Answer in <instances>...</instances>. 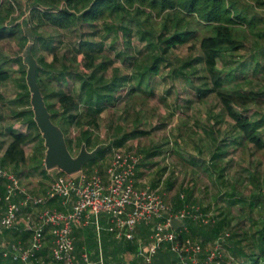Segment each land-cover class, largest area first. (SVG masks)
<instances>
[{
	"label": "trees",
	"instance_id": "obj_1",
	"mask_svg": "<svg viewBox=\"0 0 264 264\" xmlns=\"http://www.w3.org/2000/svg\"><path fill=\"white\" fill-rule=\"evenodd\" d=\"M24 11L28 14L27 25L30 26V33L35 39L30 35L25 38L26 36L21 33L18 19L20 15L24 14ZM45 26L57 30H72L77 26H86L90 31L81 35L74 57L69 59L71 60L70 65H66L73 67L72 77L75 75L78 77V96H84L83 109L80 108L79 99L73 93L54 91L53 85H51L52 80H59L60 77H65V74H68L69 70H61L66 67L63 64L66 63L67 54L57 56L55 53H51L50 61H45L44 54L35 55V43L42 37L39 29ZM96 32L121 33L127 48L132 35H136L140 41L144 42L143 46L148 51V60L144 66L137 68L136 79L138 83L148 80L147 88L150 86V78L157 76L161 64L165 65V62L168 61L167 56L170 51L190 42L187 47L189 54L177 68L171 69L170 76L173 79L181 78L187 68L191 69L190 74L194 73L197 65L195 63L203 59L206 62L207 70L203 82L207 78L205 86L208 87L203 89L200 86H194L192 77L185 81L192 85L193 89L196 88L198 91L196 93L204 94L205 90H214V95L218 99L222 111L232 121L231 128L234 130V135L225 133L221 138H218L216 136L218 131L214 135L213 125L208 123L212 118L207 117L208 129L205 132L206 135L210 134L214 146L209 162L212 169L224 166L222 165L223 160L228 146L231 144H238L243 152L248 146H251L255 152L264 156V114L252 118L243 113V110L251 102L264 103V90L258 92L249 90L245 94H240L237 93L240 89L238 88L239 83L229 89V92L222 88V84L227 78H244L243 72L252 62L253 75L259 68L264 69L257 59V55L264 57V0H0V42L5 39L17 38L18 42H23V48L27 43H31V54L38 64L35 69V80L51 121L54 124L57 123L56 125L63 132L68 151L71 154L70 145L79 149L81 144H84L87 150H92L98 145L100 149L93 159L98 157L99 160L105 154V150L113 149L112 147L121 148L128 140L145 134V131L137 127L139 118L138 115H135L130 119V126L127 129L119 125L120 123L114 125L111 133L113 137L107 147L99 143L96 137L91 138L90 130L98 128L99 113L106 107L116 105L120 92L130 79L129 74H126L120 66L115 65L109 55L103 51L102 43L93 40ZM52 44L53 40L50 39L44 42L43 47L46 50H53ZM196 45L202 54H206V57H202L199 53L194 57L191 56ZM243 49L249 51L245 58L242 55H236ZM217 55H220L223 60L220 68L216 66L218 57L215 56ZM19 59L20 64L19 66L17 64V69L12 68L10 60H4V58L0 60V83L13 78L20 90L12 97V101H16L21 106L20 109H14L12 106V110H7L5 115L14 120L21 119L23 121L21 128H15L14 124L7 128L6 134L9 141L1 164L40 169L43 172L44 147L41 151L31 150L28 155L25 153L26 146L32 144L41 135L33 120L29 100L26 99L29 95L25 82L26 69H22L24 64L22 58L17 60ZM55 61H61L63 67L53 70ZM225 63H233V65L226 68L224 67ZM44 74L46 77L42 76ZM261 80L264 81V77ZM134 88L130 87L131 92L135 90ZM149 89V94H153L152 89ZM2 99L3 94L0 92V101ZM53 100L54 102H51ZM0 107H4V105L0 104ZM213 119L220 120L215 115ZM70 126H74L78 132L73 142L68 139ZM154 154L156 153L153 151L147 152L141 158L138 168L144 164L146 158ZM252 155L251 152L250 156ZM256 162L258 164L255 165L258 166L260 161ZM165 169L166 166L157 173L153 186L160 181ZM221 177L220 170L216 180ZM234 182L235 186L232 191L225 194L231 193L235 197L226 199L227 206L225 208L218 207L206 222L184 218L182 220L183 227L174 230V240L179 245L188 240L199 245L202 250L209 249L218 240L220 255L216 257L213 264H264V166L262 168L255 167L247 177L237 178ZM243 182H246L245 188L249 191L247 197L240 194L239 186ZM175 184L176 179H172L170 175L166 177L165 188L167 190L174 188ZM179 191L173 194L170 201H166L170 203L172 210L184 208L186 204H191L190 211L198 207L196 203H193L195 200L192 197V186L184 189L182 195L178 193ZM2 193L3 186L0 181V195ZM240 203L242 207L257 206L258 216L251 219L241 218L231 225L230 206ZM202 208V214H206L210 210L208 205ZM103 222L105 221L101 219L102 225ZM148 231V226L141 225L138 227L137 235L144 239L147 237ZM10 232L12 231L5 230L3 237L6 238ZM15 232L18 233L17 230ZM103 232L112 237V234L105 229H101L99 232L102 264H107L111 256L119 264L122 252L132 254L135 251L136 246L132 241L110 238L113 241L112 253H110L107 250V242L103 238V234L106 233ZM82 233L85 234L84 242L79 236ZM74 236L76 238L74 240L76 256L83 245L88 258L97 260L98 245L95 229L87 225L85 230L77 232ZM0 249L2 248L0 247ZM77 251L79 252L77 253ZM109 254L110 257L107 256ZM205 255L206 253L202 252L200 256L204 257ZM176 259V254L169 249L168 245L163 244L153 256L152 264H172ZM134 262L132 258L130 264H134ZM5 263L22 264L19 261L2 259L0 255V264ZM78 263L82 264L79 260Z\"/></svg>",
	"mask_w": 264,
	"mask_h": 264
},
{
	"label": "rangeland",
	"instance_id": "obj_2",
	"mask_svg": "<svg viewBox=\"0 0 264 264\" xmlns=\"http://www.w3.org/2000/svg\"><path fill=\"white\" fill-rule=\"evenodd\" d=\"M27 17L28 14L24 11V14L20 15L18 19L21 33L26 36L25 38H27V35L34 38L30 33V26L27 25ZM88 32L90 31L86 26H77L72 30H57L48 26L42 27L39 29V33L42 37L35 43V55L40 56L44 54L45 61H50L52 57L51 53H55L57 56L67 54L66 63L63 65L64 67L66 65L69 66L71 61L69 59L74 57L73 55L76 52L81 35H85V33ZM50 39L53 40L52 45L54 49L46 50L43 47L44 42ZM93 40L102 43L103 51L109 55L115 65L120 66L126 74H129L131 80L129 79L124 89L120 92L119 101L116 105L114 107H106L99 113L98 128L90 130L92 132L91 138L93 139L96 137L99 143L107 147L113 137L111 133L113 132L114 125L120 123L119 125L127 129L130 126V119L138 115L139 124L137 127L144 130L145 134L137 135L128 140L120 149L135 151L142 155V157L145 156L147 152L151 151L156 154L146 158L144 164L140 165L138 168L140 172H138L137 176L139 179L137 186L143 187L148 185L152 188H157L158 192L162 194L166 201H170V198L175 192L180 190L178 193L182 195L184 189L192 186V197L195 200L193 203H196L198 206L192 210L197 215L202 214V207L208 205L210 210L204 216L206 219L211 217L213 211H216L218 207L225 208L227 206L226 199L235 197V195L233 196L231 193H225L232 191L235 186L234 181H236L237 178L242 179L247 177L248 174L254 171L255 167L262 168L264 166V156L259 152H255L251 146H248L243 152L238 144H231L228 146V151L223 160L222 165L224 166L212 169L213 167L209 162L211 161L210 157L214 146L212 144V138L209 136L210 134L206 135L205 132L208 129V123L213 125L212 130L214 131V135L215 132L218 131L216 132L218 138H221L225 133L234 135V130L231 128L232 121L222 111L221 105L214 95V90H205L203 91L204 94H202V92L201 94L196 93L198 92L196 88L193 89V86L185 81L192 77L194 86H200L203 89L208 87L205 86L208 81L207 78L206 81L203 82V79H205L207 75L206 62L202 59V61L195 63L197 65L194 73L190 74L191 69L189 70V68H187L184 70V78L173 79L170 76V71L173 68H177L189 54L187 47L190 42L177 46L170 51V54L167 56L168 61L165 62V65L164 63L161 64L159 74L150 78V86L147 88L146 83L148 80H143L138 83L136 79L137 68L144 66L148 60V51L144 48L143 41H140L136 35H132L130 45L127 48L121 33L108 32H96ZM24 48L23 42H18L17 38L5 39L0 42V60L1 58L10 60L12 68L17 69L20 64V59H17L22 58V51ZM248 52V50L243 49L238 51L236 55H242V57L244 56L245 58ZM198 53L202 57H206V54H202L196 45L191 52V56L194 57ZM215 57H218L216 66L220 68L223 60H221L222 58L220 55ZM257 59L260 65L264 66V57L257 55ZM231 65H233V63H225L224 67L228 68ZM54 66L55 68L53 70L63 67L61 61H55ZM67 66L61 70H69L68 74H65V77H60L59 80H52L51 85H53L54 91L73 93L76 98L79 99L80 108L83 109L84 96H78V77L76 75L72 77L73 67ZM252 68L253 62L243 72L244 78H227L226 81L223 82L222 88L229 92V89L239 83L238 88L240 89L237 93L245 94L249 90L255 92L263 91L264 81H262L261 78L263 79L264 77V69L257 68V73L253 75ZM22 69H26L25 64ZM77 72L80 73V71ZM42 76L46 77L45 74ZM208 85H210L209 82ZM130 87H135V90L131 92ZM149 88L152 89L153 94H149ZM18 91L20 92L13 78L0 83V92L3 94V99L0 101V104L4 105V107H0L1 112L12 110V106L14 109H20L21 106L18 105L16 101H12V97ZM26 99L29 100V95ZM51 102H54V100ZM46 103L48 102L46 101ZM55 107H57V104H55ZM243 113L250 115L252 118H257L261 114H264V103L251 102L247 108L243 110ZM214 115L220 120L213 119ZM208 116H210L212 120L207 123ZM2 117H4V115ZM58 118L56 119L58 120ZM3 119L5 120V124L16 123L19 128L23 127L21 126L23 123L21 119L14 120L12 117L6 115ZM68 129V139L73 142L74 138L78 135L77 129L74 126H70ZM43 147V139L42 137H38L32 144L30 143L26 146L25 153L28 155L31 153V150L35 152L41 151ZM70 147L72 150L71 155L75 156L79 149L72 147V145H70ZM251 152L253 153L252 156H250ZM110 153L111 149L105 150V154L102 158L98 160V157H96L88 161L82 166L81 170H83L85 174H90L95 171L105 176V166L110 158ZM1 161L0 165H2ZM256 161H260L258 166L255 165L257 163ZM164 166H166V169L160 181L153 186L157 178V173ZM3 167L18 176L20 182L30 192L35 191L37 188L39 189L38 191H40L50 184L54 174L58 170L57 168L51 170L44 169L42 172L40 169H30L28 167H17L18 169H14V167L7 166V164ZM220 170L222 177L216 180V176ZM47 171L49 172L45 175ZM169 175L172 179H176V184L174 188L167 190L165 188V179ZM245 185L246 182H243V184L239 186V189L240 194L247 197L249 191L245 188ZM181 188L183 189L181 190ZM190 205L191 204H186L184 208L190 211ZM241 205L240 203L230 206L229 211L232 216L231 225L235 224L238 219H244L246 217L251 219L258 216L257 206L248 205L242 207ZM2 206L3 205L0 203V215ZM33 213V209L24 208L20 216L23 214L22 217L25 219L27 216L32 217ZM199 219L200 218H197L195 220L199 222ZM245 223L247 224V221H245ZM14 235L15 233L10 232L7 237L12 238ZM79 236L82 242H84L85 234L82 233ZM100 243L101 242L98 243L97 241L98 254L99 250H101ZM202 258L201 256L199 257L200 260H202ZM126 263L130 264V261H126ZM212 263H214V261Z\"/></svg>",
	"mask_w": 264,
	"mask_h": 264
},
{
	"label": "built area",
	"instance_id": "obj_3",
	"mask_svg": "<svg viewBox=\"0 0 264 264\" xmlns=\"http://www.w3.org/2000/svg\"><path fill=\"white\" fill-rule=\"evenodd\" d=\"M142 155L120 148L111 149L105 166V176L93 171L78 176L57 172L50 184L40 194H32L12 171L0 165V255L2 259L22 264H102V254L93 263L85 250L77 254L73 231L78 226L92 225L99 243L100 218L104 229L117 240L135 242V264H152L153 256L163 244L168 245L177 259L172 264H213L220 255V243L202 248L188 240L179 245L170 226L172 218L207 221L205 214H196L185 208L172 210L170 205L150 186L138 187L137 170ZM79 172V171H78ZM61 199L66 210L48 204ZM33 209L20 226L22 209ZM31 216V213H30ZM149 227L147 241L137 239L138 227ZM5 230H17L25 238L3 237ZM206 255L199 259L201 253ZM78 258V260H77ZM7 264V263H5Z\"/></svg>",
	"mask_w": 264,
	"mask_h": 264
},
{
	"label": "water",
	"instance_id": "obj_4",
	"mask_svg": "<svg viewBox=\"0 0 264 264\" xmlns=\"http://www.w3.org/2000/svg\"><path fill=\"white\" fill-rule=\"evenodd\" d=\"M22 61L26 65L25 82L29 91V103L33 120L43 139L44 157L42 168L46 170L57 168L65 174H74L95 157L100 146L97 145L94 149L87 150L85 145L81 144L75 156L70 154L62 130L50 119V114L35 80V69L38 64L31 54V43H27L23 49ZM170 226L173 230H177L183 227V222L178 218H172Z\"/></svg>",
	"mask_w": 264,
	"mask_h": 264
},
{
	"label": "crops",
	"instance_id": "obj_5",
	"mask_svg": "<svg viewBox=\"0 0 264 264\" xmlns=\"http://www.w3.org/2000/svg\"><path fill=\"white\" fill-rule=\"evenodd\" d=\"M4 113V114H3ZM2 114V115H1ZM5 114H6V111H3V112H1V109H0V161L2 160V158H3V155H4V153H5V150H6V147H7V144H8V140H9V137H8V135L6 134V130H7V128L9 127V126H12V124L13 123H8V124H5V120L3 119L4 117H5ZM4 115V117H2ZM18 125L15 123L14 124V127H17ZM17 128H19V126L17 127ZM7 166H11V167H13L12 165H7ZM21 168V167H20ZM14 169H18L17 167H14ZM139 170V169H138ZM137 170V176H138V172H140V171H138ZM48 172L49 171H47L46 173H45V175H47L48 174ZM61 172V171H60ZM81 172H83V170H80L78 173L76 172V173H74L73 174V176H78L79 175V173H81ZM138 183V182H137ZM49 185V184H48ZM47 185V186H48ZM47 186H45L42 190H40V191H38L39 189L37 188L35 191H33V192H30V193H32V194H40V193H43L44 191H45V189L47 188ZM1 196V195H0ZM60 200L61 199H59V198H57V199H55V200H53V201H51L48 205L50 206V207H55V208H57V209H59V210H66L68 207H66V206H64V205H62L61 203H60ZM1 209H2V207H1ZM24 209V208H23ZM22 216H23V214H22ZM22 216H19V224H20V226H22V224L23 223H25V220H26V218L25 219H23L24 217H22ZM101 219L104 221V219L101 217L100 218V224H101V229H103L104 230V225H105V222H103V225H102V223H101ZM88 226H90V227H93L92 225H88ZM87 226H78V227H76L75 229H74V231H73V235H76V233L77 232H79V231H82V230H85V228H86ZM94 228V227H93ZM95 229V228H94ZM16 230H12V233H14ZM103 233H106V232H103ZM102 233V234H103ZM137 233H138V231H137ZM137 233H136V237H137V239H140V240H142L143 242H146L147 241V237L146 238H142V237H140V236H138L137 235ZM99 235H100V233H99ZM16 236H18V237H16ZM140 237V238H139ZM6 238H8L7 237V235H6ZM19 238H25V234L24 233H21V232H15V235L14 236H12V238H8V239H19ZM103 238H105V242H107V250L110 252V253H112L111 251H112V248H113V246H112V239L110 240V238H113V239H115L114 237H113V235H112V237H111V235H109V234H103ZM76 238H75V236H74V240H75ZM116 240V239H115ZM100 242V241H99ZM133 243H134V246H135V242L134 241H132ZM85 248H84V246L82 245V247H81V251H83ZM80 251V252H81ZM101 251V250H100ZM77 252H79V251H77ZM79 252V253H80ZM122 255H123V257H122ZM107 256H111L110 254L109 255H107ZM103 258V257H102ZM133 258V260L135 261L134 262V264L136 263V257H135V251L132 253V254H127V252H122L121 253V261L119 262V264H127L126 263V261H130L131 262V259ZM90 259V258H89ZM128 259V260H127ZM93 263H95L96 262V260L94 261V259L92 260V259H90ZM103 262V261H102ZM118 262L114 259V258H112V256H111V258L109 259V262H107V264H117ZM96 264V263H95Z\"/></svg>",
	"mask_w": 264,
	"mask_h": 264
}]
</instances>
